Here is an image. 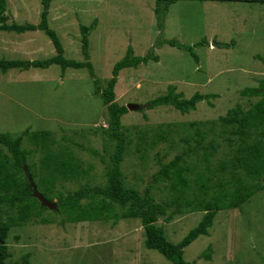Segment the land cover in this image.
Instances as JSON below:
<instances>
[{
	"label": "rangeland",
	"instance_id": "374dc122",
	"mask_svg": "<svg viewBox=\"0 0 264 264\" xmlns=\"http://www.w3.org/2000/svg\"><path fill=\"white\" fill-rule=\"evenodd\" d=\"M154 6V0H52L47 17L64 56L78 61L85 60L80 26L96 21L88 35L87 52L101 83L110 77L113 64L129 45L138 56L154 49L157 60L120 70L114 88L120 104H138L140 108L166 94L169 85L184 97L196 91L218 94L210 99L213 106L202 100L186 113L158 105L128 109L122 115L130 142L121 169L125 182L142 192L151 183L159 161L166 162L182 150L178 137L183 132L171 134L175 141L171 147L161 141L146 154L135 148L141 132L146 133L147 142L159 125L215 120L236 105L247 109L259 97L242 96L239 91L264 79V3L179 0L169 6L161 30ZM41 10L40 0H7V22L38 23ZM164 39L193 46L197 60L186 48L167 43L153 46ZM55 54L50 38L41 30L0 31V58L43 60ZM94 89L86 67L62 72L58 64H51L0 71V131L49 130L60 145L70 146L84 166H91L89 174L77 181L60 180L56 186L61 192L105 180L104 162L78 146L95 147L108 159L113 143L101 130L107 126V111ZM23 146L30 147L27 141ZM166 191L160 181L150 188L156 200L164 198ZM202 214H176L171 221L160 216L157 224L163 226L170 241L177 242L197 225ZM42 218L50 222H40ZM7 242L10 260L29 252L31 264H172L144 246V231L137 218L67 222L47 208L40 218L11 228ZM183 257L192 264H264V188L237 208L219 210L208 234L187 245Z\"/></svg>",
	"mask_w": 264,
	"mask_h": 264
},
{
	"label": "trees",
	"instance_id": "16d2710c",
	"mask_svg": "<svg viewBox=\"0 0 264 264\" xmlns=\"http://www.w3.org/2000/svg\"><path fill=\"white\" fill-rule=\"evenodd\" d=\"M40 1L42 10L38 23L20 24L7 22L10 18L7 0H0V31L22 33L41 30L50 38L56 54L43 60L0 58V71L5 73L12 68H46L51 64H58L62 72L67 68L86 67L93 77L94 91L107 111V126L101 130L113 143L110 144L108 159L95 147L78 144L104 162L105 180L101 184L84 183L76 189L61 192L56 186L60 180L77 181L89 174L91 166H84L82 159L73 154L70 146L60 145L49 130L25 129L17 134L0 131V264H31L29 252L21 254L18 259H9L11 252L7 237L11 228L40 218L42 211L47 209L33 196L24 166L43 196L49 200L56 198L57 209L53 211L63 215L64 221L137 218L143 227L146 248L156 250L172 264H192L184 259V248L198 236L208 234L216 213L239 207L264 188V79H260L256 86L239 91L242 96L259 97L247 109L236 105L215 120L171 122L166 127L159 125L154 128L147 142L144 141L146 133L141 132L135 148L142 149L143 154L161 141L171 147L175 143L171 134L183 132L178 137L183 143L182 150L166 162L159 161V168L152 174L151 183L142 192L125 182L121 169L130 142L121 117L128 108L116 100L114 88L121 69L136 67L147 63L149 59L157 60L158 56L154 49L143 56L133 55L129 45L125 55L113 64L110 77L101 83L95 77L87 52L88 35L96 27V21L89 26H80L85 60L66 58L57 33L48 25L52 0ZM177 1L154 0L158 29L163 27L169 6ZM213 1L264 3V0ZM162 43L186 48L197 60L193 46H185L175 39L157 40L153 46ZM174 89V86L169 85L166 94L152 98L139 109L170 105L186 113L196 109L197 103L202 100L213 106L210 99L218 96L217 93L196 91L190 97H184L182 92L174 93ZM25 141L30 147L23 146ZM35 154H38L37 160ZM159 181L166 185L168 192L164 198L156 200L150 194V188ZM193 211H202L201 219L177 242L170 241L163 226L157 224L160 216H165V221H171L176 214ZM40 222L50 220L42 218ZM204 256L210 258L209 254Z\"/></svg>",
	"mask_w": 264,
	"mask_h": 264
},
{
	"label": "water",
	"instance_id": "95a60500",
	"mask_svg": "<svg viewBox=\"0 0 264 264\" xmlns=\"http://www.w3.org/2000/svg\"><path fill=\"white\" fill-rule=\"evenodd\" d=\"M126 107L129 110L138 109L139 108L138 104H128ZM24 173L27 176L29 184H30V186L32 188V194H33L34 197H36L39 200L40 205L41 206H45V207H47L50 210H56L57 209L56 201L55 200H49V199H47L46 197L43 196V194L37 189L35 183L33 182V179L31 177V175L29 174L26 166H24Z\"/></svg>",
	"mask_w": 264,
	"mask_h": 264
}]
</instances>
